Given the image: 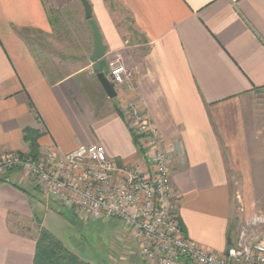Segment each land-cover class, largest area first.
Listing matches in <instances>:
<instances>
[{
	"label": "crops",
	"instance_id": "obj_1",
	"mask_svg": "<svg viewBox=\"0 0 264 264\" xmlns=\"http://www.w3.org/2000/svg\"><path fill=\"white\" fill-rule=\"evenodd\" d=\"M88 1L106 46L105 72L116 62L127 70L114 98L93 68L82 0H0V156L29 152L25 131L33 129L41 153L102 144L119 164L146 168L128 125L133 103L169 148L186 235L224 254L242 218L237 179L251 178L254 157L264 153V0ZM73 7L83 13L87 57L62 74L47 65L40 42ZM0 178V264H34L46 227L36 212L41 188L18 170ZM125 233L117 247L133 254L135 244L140 254L138 238Z\"/></svg>",
	"mask_w": 264,
	"mask_h": 264
},
{
	"label": "built area",
	"instance_id": "obj_2",
	"mask_svg": "<svg viewBox=\"0 0 264 264\" xmlns=\"http://www.w3.org/2000/svg\"><path fill=\"white\" fill-rule=\"evenodd\" d=\"M126 68L112 64L115 86L126 83ZM129 128L143 141L146 168L119 164L102 144H82L70 152L54 146L40 160L20 152L0 156V177L18 170L33 179L56 203L88 220L118 218L138 238L146 264H264V217L242 221L224 254L190 239L180 222L169 167L170 151L160 131L133 103Z\"/></svg>",
	"mask_w": 264,
	"mask_h": 264
},
{
	"label": "rangeland",
	"instance_id": "obj_3",
	"mask_svg": "<svg viewBox=\"0 0 264 264\" xmlns=\"http://www.w3.org/2000/svg\"><path fill=\"white\" fill-rule=\"evenodd\" d=\"M77 11H80V15L83 14L80 9L67 8L61 27L58 25L53 29V33L42 36L43 39L41 38L40 42L44 45L43 51L47 65L62 74L81 68L80 63L87 57L85 49L87 38L85 32L82 31L83 24H81ZM71 30L77 31V34H69ZM71 45L74 46L72 50ZM75 57H77V61L74 60ZM252 164L254 167L253 176L250 172L251 178L237 179L238 184L235 185V189L240 191L235 197L237 200L240 197L244 205L240 203L241 211L238 210L242 218L231 228L233 238L242 221L254 215L264 217V153L255 156ZM234 181L235 179H233V183ZM37 194L43 201H41L42 205L37 208V216L41 219L44 218L45 228L60 235L65 246L70 248L71 250H69L80 259L90 264H139V262L144 264L143 258L137 259L139 255V257L142 256L135 244L132 245L133 254L119 249L115 244L126 238L124 225L120 219L113 217L96 220L83 219L69 208H61V212L60 205L56 204L42 190ZM64 218L73 221L67 226L60 221ZM119 230L122 231L121 234ZM114 240L115 242H113Z\"/></svg>",
	"mask_w": 264,
	"mask_h": 264
},
{
	"label": "trees",
	"instance_id": "obj_4",
	"mask_svg": "<svg viewBox=\"0 0 264 264\" xmlns=\"http://www.w3.org/2000/svg\"><path fill=\"white\" fill-rule=\"evenodd\" d=\"M39 134L33 129L25 131V139L29 144V152L21 153L24 157H32L40 160L41 151L38 144ZM142 137L134 134V142L139 151L144 152ZM1 179V178H0ZM2 181V179L0 180ZM238 218L236 219V221ZM184 229V227H183ZM232 235V234H231ZM34 264H90L80 259L76 254L71 252L63 241L48 229L41 227L37 241V249L34 257ZM183 264H194L189 259H184Z\"/></svg>",
	"mask_w": 264,
	"mask_h": 264
},
{
	"label": "water",
	"instance_id": "obj_5",
	"mask_svg": "<svg viewBox=\"0 0 264 264\" xmlns=\"http://www.w3.org/2000/svg\"><path fill=\"white\" fill-rule=\"evenodd\" d=\"M84 9H85V17L88 20L89 24L91 25L94 40H95V47L94 52L92 55L93 61V68L97 75V78L103 88L105 89L106 93L109 97L114 98L117 96L116 86L113 82L112 76L108 75L105 72V67L107 65V59L105 57L106 54V46L103 41V36L101 31L93 18V9L88 0H82ZM231 244V237L228 239V245Z\"/></svg>",
	"mask_w": 264,
	"mask_h": 264
}]
</instances>
